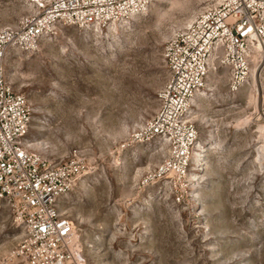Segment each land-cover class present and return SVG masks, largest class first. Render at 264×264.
<instances>
[{"label":"rangeland","instance_id":"obj_1","mask_svg":"<svg viewBox=\"0 0 264 264\" xmlns=\"http://www.w3.org/2000/svg\"><path fill=\"white\" fill-rule=\"evenodd\" d=\"M209 3L153 0L101 30L58 25L6 58L32 109L27 138L39 148L30 147L80 171L62 209L88 264H264L262 52L251 54L236 92L228 90L229 70L216 62L210 69L192 102L199 136L187 182L169 187L150 178L164 156L143 137L167 76L162 48ZM39 4L0 0V26L16 25ZM20 234L0 211V264H23L14 255Z\"/></svg>","mask_w":264,"mask_h":264},{"label":"built area","instance_id":"obj_2","mask_svg":"<svg viewBox=\"0 0 264 264\" xmlns=\"http://www.w3.org/2000/svg\"><path fill=\"white\" fill-rule=\"evenodd\" d=\"M38 1L36 13L0 26V211L21 229L14 255L23 264H88L74 223L62 209L80 171L71 161L49 159L29 146L32 109L5 61L14 50L36 47L58 25L101 30L146 11L151 0ZM209 1L165 42L167 76L157 108L143 126L145 135L136 131L138 138L155 139L164 153L150 176L164 186H182L189 177L199 136L191 104L204 87L210 62L230 71L228 90L236 92L248 79L253 43L264 45V0Z\"/></svg>","mask_w":264,"mask_h":264},{"label":"bare ground","instance_id":"obj_3","mask_svg":"<svg viewBox=\"0 0 264 264\" xmlns=\"http://www.w3.org/2000/svg\"><path fill=\"white\" fill-rule=\"evenodd\" d=\"M153 0H151V2H152ZM207 1H209V0H207ZM134 16H136V15H134ZM133 16V17H134ZM193 20V19H192ZM192 20H190V21H188L189 23L192 21ZM124 22H128L127 20H125ZM122 23V22H121ZM188 23V24H189ZM187 24V25H188ZM111 25H115V24H111ZM110 25V26H111ZM186 25V26H187ZM109 26V27H110ZM186 26H184V27H186ZM92 30H100V29H98V28H96V29H92ZM254 51V52H253ZM255 52H262L263 54H262V56H263V59H264V45L262 44V43H260V42H254L253 43V45H252V52H251V54L252 53H255ZM251 54H250V56H251ZM210 69L213 67V66H215V61L213 60V61H211L210 62ZM210 69H209V71H210ZM209 71H208V73H207V75L209 74ZM255 79H256V77H257V72H255ZM203 91V89H200L198 92H197V94L195 95V97L193 98V100H192V102L194 103L195 102V99H196V97L201 93ZM192 105L193 104H191V110H192ZM240 122V121H239ZM241 123V122H240ZM239 123V124H240ZM38 144H34V143H32V144H29V146H32V147H35V148H37L38 146H37ZM37 146V147H36ZM39 148V147H38ZM190 175V174H189ZM74 236H75V238L77 239V235H76V232H75V230H74Z\"/></svg>","mask_w":264,"mask_h":264}]
</instances>
